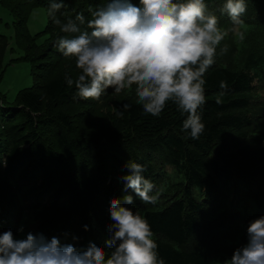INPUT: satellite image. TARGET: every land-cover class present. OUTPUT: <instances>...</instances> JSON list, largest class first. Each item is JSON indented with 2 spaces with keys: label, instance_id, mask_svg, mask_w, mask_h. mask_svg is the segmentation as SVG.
Returning a JSON list of instances; mask_svg holds the SVG:
<instances>
[{
  "label": "trees",
  "instance_id": "1",
  "mask_svg": "<svg viewBox=\"0 0 264 264\" xmlns=\"http://www.w3.org/2000/svg\"><path fill=\"white\" fill-rule=\"evenodd\" d=\"M215 0H205L211 4ZM264 19V0H247ZM106 0H65L58 18L101 7ZM13 16L15 44L29 60L34 83L14 99L0 93V230L19 222L32 233L79 237L103 243L112 198L126 194L120 180L128 160L146 167L160 189L158 203L138 198L130 205L151 225L166 264H222L246 242V225L264 215V23L244 20L245 38L226 42L206 74L207 103L200 109L205 131L199 140L181 131L186 118L169 104L159 117L145 114L134 92L99 101L76 97L65 76L75 77L74 58L55 47L63 35L48 17L44 30L27 26L33 9L49 0H0ZM82 28L85 26H81ZM230 28V26H228ZM10 47L0 34V82ZM227 94L217 104L219 82ZM131 105L123 117L116 115ZM254 104L255 107H252ZM259 112L255 114L253 112ZM173 168L175 180L167 175ZM131 194V190L129 193ZM88 226L86 231L84 226Z\"/></svg>",
  "mask_w": 264,
  "mask_h": 264
},
{
  "label": "clouds",
  "instance_id": "2",
  "mask_svg": "<svg viewBox=\"0 0 264 264\" xmlns=\"http://www.w3.org/2000/svg\"><path fill=\"white\" fill-rule=\"evenodd\" d=\"M64 5L65 0H49L47 16L63 33L55 47L74 58L77 73L66 75L65 82L75 87L76 97L99 101L109 89L134 92L136 104L154 117L173 104L186 116L181 131L199 140L205 131L200 109L207 103L206 74L218 56L229 52L225 41L230 34L245 38L247 0H224L219 13L230 18V28L221 27L205 0H106L89 9L87 20L80 12L62 21L57 13ZM219 88L217 104L227 94L228 82L221 80ZM130 107L125 103L116 115L122 118ZM0 163L6 166L4 158ZM123 168L126 194L110 201L112 222L103 243L79 246L80 238L72 236L69 242L68 234L64 241L32 232L17 238L9 229L0 232V264H166L150 223L129 207L137 198L155 206L160 189L144 176V165L130 159ZM246 237L222 264H264V215L248 222Z\"/></svg>",
  "mask_w": 264,
  "mask_h": 264
},
{
  "label": "rangeland",
  "instance_id": "3",
  "mask_svg": "<svg viewBox=\"0 0 264 264\" xmlns=\"http://www.w3.org/2000/svg\"><path fill=\"white\" fill-rule=\"evenodd\" d=\"M224 0H215L211 4H208L209 11L215 12L220 17V25L223 28H228V26L231 27V20L226 15H220L219 9L222 6ZM105 3H103L101 6H103ZM247 12L242 17L243 20H257L262 23H264V19L262 18V15L259 14V11L256 10L258 6L251 7L248 4L247 1ZM48 23V16H47V8L43 6H39L31 12L27 26L29 28V31L33 34L38 33L45 29L46 25ZM244 30L249 31V27L245 23ZM0 34L7 35L9 37V43L10 47H15V49L12 51L10 48L7 51L5 55V63L6 68L3 75V78L0 82V93L5 95L6 100L11 101L14 99L16 94L19 92V90L27 87H31L34 83L33 75L31 73L32 65L29 60L25 59H19L16 61H12L13 59H16L20 57L23 54V51L18 48L15 44V28L13 24V16L8 8L0 4ZM233 40L235 44H238L237 39H233L231 34L228 38H226L225 42H230ZM110 93L115 94L111 89H109ZM252 107H255L254 104ZM257 111V108H256ZM255 114H259V112H253ZM167 175L172 178V180H175V174L173 173V168L167 167L166 168ZM11 225H5L0 232L8 230V227ZM23 227L24 231L20 232V228ZM31 229V228H30ZM29 230H26L25 226L22 224V221L17 224L16 227H14V235L17 238L25 237L27 233L31 232Z\"/></svg>",
  "mask_w": 264,
  "mask_h": 264
}]
</instances>
